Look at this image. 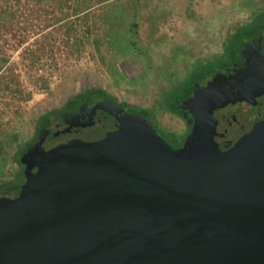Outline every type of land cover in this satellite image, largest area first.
<instances>
[{"label":"water","instance_id":"water-1","mask_svg":"<svg viewBox=\"0 0 264 264\" xmlns=\"http://www.w3.org/2000/svg\"><path fill=\"white\" fill-rule=\"evenodd\" d=\"M198 135L125 114L33 149L0 195V264H264V118L225 148Z\"/></svg>","mask_w":264,"mask_h":264},{"label":"rangeland","instance_id":"rangeland-1","mask_svg":"<svg viewBox=\"0 0 264 264\" xmlns=\"http://www.w3.org/2000/svg\"><path fill=\"white\" fill-rule=\"evenodd\" d=\"M261 18L264 0H0V182L18 177L39 116L87 91L143 110L174 147L186 126L173 96L227 62L237 34Z\"/></svg>","mask_w":264,"mask_h":264},{"label":"flooded vegetation","instance_id":"flooded-vegetation-1","mask_svg":"<svg viewBox=\"0 0 264 264\" xmlns=\"http://www.w3.org/2000/svg\"><path fill=\"white\" fill-rule=\"evenodd\" d=\"M243 48L238 61L218 68L208 78L200 81V88L191 96L188 116L174 112L182 118L186 126L184 132H174V147L187 145L189 140L199 133L207 134L206 137L211 138L218 147L225 148L249 130L255 122L264 118V38L248 41ZM246 82V87H242ZM194 104L198 105L200 113L194 112ZM73 105L74 103H71L66 106L64 112L57 116L48 128L41 131L31 148L21 150L24 153L21 159L29 156L31 151L38 147L45 149L71 138L101 137L116 126L117 117L125 115L123 108H120L124 106L123 103L116 99L109 103L102 96L76 108H72ZM150 124L161 136L156 127ZM93 129H99V132L87 133ZM51 131L55 133L49 135ZM33 135L27 139L28 142L33 140ZM18 172L19 168L16 173ZM10 191L3 195L13 196L15 191L13 188Z\"/></svg>","mask_w":264,"mask_h":264},{"label":"trees","instance_id":"trees-1","mask_svg":"<svg viewBox=\"0 0 264 264\" xmlns=\"http://www.w3.org/2000/svg\"><path fill=\"white\" fill-rule=\"evenodd\" d=\"M264 38V19H256L254 21L251 22V24H249L248 26H246L242 31H240L237 36L236 39L233 43L232 46V51H231V55L229 57V59L227 60V62H225L222 66H227L230 65L232 62H236L238 61L239 58V54L242 50H244V44L248 41H252V40H259ZM243 52V51H242ZM216 67L214 69H209L207 71H202V72H198L193 74L190 77V80L187 84V87L184 91H182L181 93H179L178 95H176L175 97L173 96L171 102L169 103V108L173 111V112H178V113H184L185 115H189V110H188V105L190 103L191 100V96L192 94L197 91L200 88V81L203 78H208V76L212 73L215 72V70H217L218 68L222 67ZM221 69V68H220ZM39 85L41 87H48V83L46 80H42L39 81ZM102 96V98H104L105 100H107L109 103H113L114 102V98L108 97L106 95L103 94H99L98 92H90L87 91L86 93L79 95L72 103H74L72 108H76L79 107L81 104H85L87 101L91 100V99H95ZM119 106V105H118ZM121 106V105H120ZM119 106V107H120ZM123 108V112L125 114H128L132 117H136L139 118L143 121H146L150 124V122L148 121V117L147 114L140 109H135L129 106H123L120 107ZM64 108L62 109H58V110H48L46 112H44L41 116H39L38 120L36 121V124L34 126V131H33V140L28 142L27 139L24 141L23 143V148L21 147L19 149V156H16V161H17V165L19 168V172H18V177H16L14 180H10L9 183L8 182H0V185H5V183H8L7 186L4 187H9V188H13V190L17 191V187L18 185L22 182L24 176L22 174V165H21V158L24 155V153L21 152V150H26L28 148H31L33 145H31L33 143V141L40 136L41 131H43L44 129L48 128V126L52 123V121L54 119L57 118V116H59L60 114H62ZM151 128H153V126L150 124ZM30 138V137H29ZM37 142V141H35ZM1 188V187H0ZM3 195V194H2Z\"/></svg>","mask_w":264,"mask_h":264}]
</instances>
